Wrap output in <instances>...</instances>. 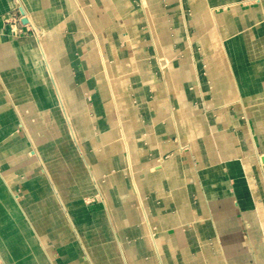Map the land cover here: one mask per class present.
<instances>
[{"label":"crops","instance_id":"1","mask_svg":"<svg viewBox=\"0 0 264 264\" xmlns=\"http://www.w3.org/2000/svg\"><path fill=\"white\" fill-rule=\"evenodd\" d=\"M84 1L22 0L27 21L44 29L38 36L53 79L33 38L12 39L0 22L1 264H62L52 261L51 245L62 252L72 235L85 231L88 238L84 209L72 198L89 183L102 206L95 224L119 256L114 264H264V0H145L157 45L139 49L129 32L122 50L158 54L164 31L181 55L159 71L160 80L150 79L153 61L138 63L140 79L128 80L127 97L136 128L125 118V101L104 108L111 94L90 76L106 52L105 21H114L121 0H87L96 48L71 8ZM167 3H183L184 12L165 10ZM12 6L0 0V15ZM167 21H176L174 32ZM206 36L217 43L203 44ZM121 148L128 152L127 179L142 192L139 209L121 201ZM82 260L90 264L87 255Z\"/></svg>","mask_w":264,"mask_h":264},{"label":"rangeland","instance_id":"2","mask_svg":"<svg viewBox=\"0 0 264 264\" xmlns=\"http://www.w3.org/2000/svg\"><path fill=\"white\" fill-rule=\"evenodd\" d=\"M13 1H14V6H12L10 10L0 15V22L2 23V26H3V33L10 36L12 39H26V38L32 39L35 35L40 36L44 34V29L41 26H37L34 22L32 23V26H30L29 23L27 22L25 15L20 13V11L17 9L18 5H22L23 8H25L22 0H13ZM147 1L150 3L155 2V0H147ZM144 3H145V0H121L120 1L121 10L118 11L117 9L116 12H114V17H115L114 21L112 20L105 21V34L106 35L104 37V41L106 43V50H105L106 52L101 54L103 59L100 56V59L97 61L99 62L98 64L99 66L90 70L91 72L90 76L92 77L91 80L95 84L98 82L99 86L101 85L103 89H106L109 91V95L111 94L108 101H105V103L103 104L105 109L107 108L109 109L113 107L112 102L114 100L117 101L118 99H121V101H125L127 103L128 113L126 114V117L123 114H121V111L119 110L118 107H116L115 112L117 114V117L118 116L119 118L125 117L128 120V123H130V125L132 126L131 128H136L135 126H136V123L138 122L136 121V117L134 116V113L131 111L132 105H130V100L127 99V97L130 94L129 93L130 86L128 84V80L132 78L140 79V72H139L140 69L138 70L137 68L138 63L146 62V61H153V66H151L152 74L150 75V79L151 77H153V79L156 78L160 80L161 75L159 71L160 70L166 71L170 69L171 66L177 63V59H178L177 56L181 55V54H173L172 49L174 48H171L170 45L173 43V45L175 46L176 38L172 39L168 37L166 33H164V31L163 33H161L160 31V34L158 37V43L161 48V49L159 48L157 49L158 54L152 53V52H147V53L138 52V55H136L135 53L129 55L128 53L124 52V50L126 49L125 48L126 41L129 40V32H131L133 34V37H135V43L133 45H138L140 47L139 49L145 48L146 46L149 47V49H152L153 46L157 45V43L155 44L153 40V33L155 32V28H154L155 22L151 18L152 14L150 12L151 10L149 9L150 6L146 7ZM154 6H155V3H153L152 7ZM88 7H90V4L87 2V0H85L84 4L74 3L71 8H73L72 9L73 13L77 14L78 18H82L83 20L82 25H83V28L85 29L84 36L89 34L90 44H92L96 48L98 37L96 36L94 32V25H93L94 21L86 17L87 14L85 10ZM170 7L173 8L174 13H176L177 11L181 13L184 12L183 3L176 4V6H172L171 4L167 3L165 5V10H170ZM126 18L130 19V22L129 20L126 21ZM157 23L160 24V26L158 25L156 27L157 29L159 28L161 30L165 29L164 22L158 20ZM167 23H169L171 31L174 32L173 30H176L177 28L176 21L174 22L167 21ZM188 25L189 24L187 23V21L183 22V28L187 29ZM110 30L112 31L109 32ZM112 32H114L115 34H113ZM114 39L118 41L117 47L113 46ZM162 39H164V41ZM182 39H184V42H186L187 40V38H181V42H182ZM204 40L205 42L203 44L205 45H208L209 43L214 45V43L216 42L214 41V39H210L209 36H206ZM116 48L120 49L121 51L119 50V52H113L114 50H116ZM160 51L164 53L161 56H159L160 54H162ZM91 55L92 53H90V56ZM208 55L209 54L207 51L205 53L200 54L202 58L203 57L206 58ZM214 58H216V56ZM217 60L220 61V63L217 66V69L222 68L221 66H223V64L221 62L220 56L219 57L217 56ZM218 71L223 72V70H219V69ZM222 78H224V76H221V79ZM221 79L218 74L217 81L219 83ZM103 82L105 83V85H103ZM219 85L217 84V88ZM118 105L120 104L118 103ZM211 109L212 108L206 107V112L212 113L213 110ZM126 133H129V132H126ZM106 135H108L107 131H106ZM109 135H112V134H109ZM122 135L123 134H121V136H119V139L115 141L116 144L118 143L117 145L118 147H121V140H123ZM112 141L113 140L109 141L108 143H106V145L112 144L113 143ZM55 150L57 154H60L59 157L63 159L60 153V149L57 146L55 147ZM182 151L189 152L191 151V149L182 148ZM127 154H128L127 149L121 148V151H120L121 169L119 170V172L122 174V177H123V181H121V188L126 190L127 192V195L125 194L126 192L124 191L121 193V194H125L124 196H121V201H123V203L133 204L136 207L138 206L137 208L139 209L140 208L139 200L143 196H140L142 195L141 194L142 192L140 190L135 189L131 185L130 181L127 179V174H128L127 171H129V168L127 165V160H128ZM108 175L110 174H107V176ZM129 191L132 192V195L130 196L128 195ZM77 193L78 194L74 196L72 200L73 202H75L76 204L75 207H77V209H80V210L84 209V212L80 214L83 216L85 221L89 224L87 225L88 226L87 229H85L86 233H88V238H85L83 236V232L85 233V231L78 232L80 236L76 233L79 236V239L72 235V238L68 240L67 244H64V245L61 244V246L65 248V250H63L62 252L59 251L57 248H55L56 246L52 244L51 248L52 249L54 248L53 254L55 255V257H52V261L56 260L57 263L63 262L62 264L64 263L65 264H88L82 260V257L87 255L89 257L90 264H114L115 260L119 259L117 251L115 250L116 255L115 253L112 254L110 250V247H111L110 245H112L111 244L112 241L110 240L109 237L107 238V236H105V232L103 233L102 229H100L99 226H96L95 224L96 215L99 213V211H102V206L99 200L95 196V191L93 190L91 183H89L87 190L80 189L77 191ZM19 200H21V198H19ZM36 222L37 221L35 220V223ZM30 224H32V221H30ZM62 224H64V222H62ZM60 226L62 225L60 224ZM29 233L31 234L32 232L29 231ZM98 233L99 234L101 233V234L100 236H98V239H95V241L89 238V235L91 237V234L97 235ZM40 236L42 239L43 238L45 239L46 234L40 231ZM25 237L27 239L28 235L25 234ZM74 248L80 251L79 256H77L76 258H72L71 255L69 254L71 250ZM148 248L151 251L154 250L152 246L150 247V244L148 245ZM97 251L99 252V255L96 254ZM21 263L22 262H20V264ZM11 264H16V263L12 262ZM24 264H36V262L33 260H30V261L24 262Z\"/></svg>","mask_w":264,"mask_h":264},{"label":"bare ground","instance_id":"3","mask_svg":"<svg viewBox=\"0 0 264 264\" xmlns=\"http://www.w3.org/2000/svg\"><path fill=\"white\" fill-rule=\"evenodd\" d=\"M17 7L20 8L21 13H23V14L25 15V17H26V10H25V8H23L22 5H18ZM27 22L29 23V25L32 26V21H31V20L28 19ZM33 40H34V45L37 46V47L40 49L41 58H42V60H43V62H44V68H45V70H46V72H47L48 77L53 79L54 74L52 73V68H51L49 62L47 61L46 53L44 52V49H43V47H42V41L40 40V38H39L38 35H35V36L33 37ZM161 71H162V70H161ZM162 72H163V74H164L166 71H162ZM52 88H53V89L55 88V91H56V92L58 93V95H59V89H60V91H61V86H58L57 84H55V85H52ZM59 96H60V95H59ZM57 102H58V105H59V107H60V102H59V101H57ZM61 103H62V102H61ZM63 120H64V117H63ZM63 122H64V124H66V123H65V120H64ZM74 136H75V135H74ZM262 158H264V154L259 156V159H260V160H261ZM159 167H160V165H159V166H155L154 169L157 170V169H159ZM8 233H9V232H8ZM41 248H42V247H41ZM120 250H121V248H120ZM37 256H38V255H37ZM39 258H41V257H39ZM48 258H49V257H48ZM142 263H143V261L140 262L139 260H138V261H134V262H132V264H142ZM41 264H44V263L41 262ZM125 264H129V263L126 262Z\"/></svg>","mask_w":264,"mask_h":264},{"label":"water","instance_id":"4","mask_svg":"<svg viewBox=\"0 0 264 264\" xmlns=\"http://www.w3.org/2000/svg\"><path fill=\"white\" fill-rule=\"evenodd\" d=\"M23 14V13H22ZM262 162H264V158H262Z\"/></svg>","mask_w":264,"mask_h":264}]
</instances>
